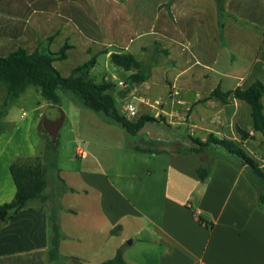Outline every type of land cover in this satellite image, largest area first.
Wrapping results in <instances>:
<instances>
[{"label":"crops","instance_id":"obj_1","mask_svg":"<svg viewBox=\"0 0 264 264\" xmlns=\"http://www.w3.org/2000/svg\"><path fill=\"white\" fill-rule=\"evenodd\" d=\"M222 4V18L215 0H171L169 7H160L157 44L168 63L155 77L151 68V76L131 90L143 110L134 119L126 118L148 115L157 122L143 127H185L180 135L163 137L156 127V136L130 140L117 126L78 106L66 120L74 141L87 149L76 146L78 165L55 167L53 179L40 154L38 131L42 110L50 103L45 100L30 113L19 111L18 118L17 112L7 111L0 120V204L14 197L9 165L16 158H38L47 186L40 199L1 227L0 264H99L117 250L127 264H139L125 256L133 247L155 257L142 264H264V210L257 206L246 166L219 147L198 155L174 152L195 147L193 139L203 142L211 134L242 147L250 144L249 156L264 172V136L252 130L249 106L231 96L224 102L210 98L215 89L232 92L256 81L264 87V0ZM86 15L84 0H0V56L19 47L32 53L43 38L63 31L71 47L66 59L55 62L75 61L92 45V35L102 31L100 26L87 27ZM117 33L103 49L115 44L118 51L99 56L106 70H115L109 65L112 52H129L144 65L147 38L129 33L119 38ZM64 44L57 35L49 51L57 52ZM118 82L127 85V80ZM130 92L124 100L117 97L120 105ZM260 104L264 116V93ZM238 130L246 131L247 138L241 139ZM201 162L209 164L203 182L196 173ZM82 211L86 216L79 219ZM51 217L61 232L52 260Z\"/></svg>","mask_w":264,"mask_h":264},{"label":"trees","instance_id":"obj_2","mask_svg":"<svg viewBox=\"0 0 264 264\" xmlns=\"http://www.w3.org/2000/svg\"><path fill=\"white\" fill-rule=\"evenodd\" d=\"M218 15L224 17L222 0H215ZM68 45L64 44L57 52L39 47L32 53L24 48H17L4 57L0 56V83L5 85V98L1 104L0 120L5 117L14 100L25 89L32 85L39 88L40 96L50 104L57 105L60 97L57 90L72 92L80 101V106L99 116L105 123L119 127L126 135L134 136L149 122L157 120L148 115H140L135 121H130L119 113L116 104V86L112 82L102 81L96 83L89 79V71L96 64V56L90 57L84 63L74 67L67 76L62 75L53 65L55 61L66 59ZM112 65L130 72L127 85L133 86L144 83L149 76V69L137 61L129 52H112L109 55ZM264 93L263 85L256 81L245 89L236 88L232 92L221 93L215 89L210 98L226 101L231 96L236 100L246 103L250 108L251 127L253 131L260 132L264 136V116L260 99ZM38 128L41 134L42 124ZM241 139H246L248 133L238 130ZM55 143V142H54ZM53 142L51 144H54ZM195 147L177 149V154H195L203 152L208 147H219L227 153L237 157L242 165L250 172L249 181L257 193V206L264 210V172L257 163L246 154L240 143L224 138H216L209 134L205 141L193 139ZM135 150L149 153H159L150 149L136 148ZM9 172L15 186V194L12 201L0 204V229L17 212L28 208L30 203L41 198L47 186L45 170L38 158H16L9 165ZM200 181H205L209 175V164L201 162L196 169ZM61 181V180H60ZM51 235L49 259H55L58 253V244L61 239L59 225L54 217L50 219ZM77 264H83L78 262ZM99 264H127L120 250L115 256Z\"/></svg>","mask_w":264,"mask_h":264},{"label":"rangeland","instance_id":"obj_3","mask_svg":"<svg viewBox=\"0 0 264 264\" xmlns=\"http://www.w3.org/2000/svg\"><path fill=\"white\" fill-rule=\"evenodd\" d=\"M84 3L86 6V12L88 13V15L85 16L86 26L91 30H97V27L100 26L102 31H97L95 35H92V45L86 49L85 53L84 51H82L83 54L77 55L75 57V61L70 59V61L66 63H54V66L60 71L62 75L68 74L71 67H76L84 63V61L88 60L90 57L96 56L97 64L95 65L93 70L89 72V79L94 82L100 83L102 81H105L102 78L106 77L111 82H113L116 87H119L117 85L118 81H126L128 78L127 73L121 68L112 65L110 61L109 65L111 67H114L115 70H112L113 73L108 72V70H106L107 65H105L106 63L103 60V57H99L101 54H103V51H118V48L115 46V44H112L106 49H103V45L111 42L109 37H111L112 35L114 37L116 30L118 32L117 34L120 35L119 38L124 36L126 33L133 35L142 34L143 37L147 38L146 41L149 44L146 46L148 50L146 51V54L144 56V65L149 69V76H151V68L152 77H155L157 76V71L161 70L159 67L167 65L168 61L164 60V58L160 56L162 55L160 54L161 49L157 44V36L159 30L158 9L163 6L169 7L171 0H84ZM61 29L68 30V28L64 26ZM57 35L59 37V41H63L68 45V47H71L63 31L61 33L57 31L54 34L48 35L46 36V38H43L40 43V47L50 50L49 46ZM57 42L58 41H56V43ZM58 48L59 47H57V49ZM98 57L99 60L97 61ZM5 92V85L3 83H0V110L1 104L5 98ZM134 93V91H131L128 98L122 105L118 103L119 100L117 96H115L119 112L125 114L122 106L127 102H131L134 105L137 114L138 112L143 110L140 102L132 98V95H134ZM57 94L60 97V107L64 111L65 115H70L74 108L78 106L80 107V101L72 92L58 89ZM44 101L45 99H43L39 94V88L30 85L25 89L22 95L14 100L11 107L9 108L11 110L10 113L15 114L17 112L16 117L18 118L21 111L30 113L34 107L40 106L42 103H44ZM46 108L47 107L42 110V114L44 113ZM136 116H133L131 118L134 119ZM41 118L42 115L39 119L38 128L40 127L39 125L41 123ZM156 127H160V134L163 137L177 136L180 135L181 132L183 133L185 131V127L172 129L164 123H161L160 126L148 124L146 128L142 127L136 135H128L129 139L131 140L132 138L135 140H140L141 137L145 136L148 133H154V135L156 136V133L158 132ZM41 131L40 154L44 155L45 162L47 163L48 177L51 176L54 179L55 167L67 170L69 168H72V166L74 165H78L77 158L74 156L75 147L79 146L83 150H86L87 147L80 142L77 143L76 141H74L73 134L70 131L69 122L67 120L64 121V124L60 128L58 135L47 134L44 131L43 126L41 128ZM52 142L55 143L51 144ZM128 142L129 140L126 141L127 144ZM242 148L247 155H249V152H253L252 146L250 144ZM55 181L57 182L56 185H58V181L56 178ZM86 213L87 211H82V216L79 219H84ZM125 256L126 258H134L135 260H137V262H139V264H142L144 260H147V262L155 261L154 256L150 255L146 257L141 252L136 250V247L130 249L128 254ZM55 264L64 263L62 261H57L55 262Z\"/></svg>","mask_w":264,"mask_h":264},{"label":"water","instance_id":"obj_4","mask_svg":"<svg viewBox=\"0 0 264 264\" xmlns=\"http://www.w3.org/2000/svg\"><path fill=\"white\" fill-rule=\"evenodd\" d=\"M133 87L134 86L131 84L126 85L125 87H122L121 89L116 91L115 95L120 100H124L126 98L127 93L130 92ZM65 120L66 115L61 109V107L55 104H50L47 106L44 113L42 114L41 124L47 133L51 135H57Z\"/></svg>","mask_w":264,"mask_h":264},{"label":"built area","instance_id":"obj_5","mask_svg":"<svg viewBox=\"0 0 264 264\" xmlns=\"http://www.w3.org/2000/svg\"><path fill=\"white\" fill-rule=\"evenodd\" d=\"M118 85L120 87H125L126 85L123 82H118ZM122 109L125 113V117H133L136 116V109L134 107V105L131 102H127L122 106ZM79 154H83L82 151H79Z\"/></svg>","mask_w":264,"mask_h":264}]
</instances>
